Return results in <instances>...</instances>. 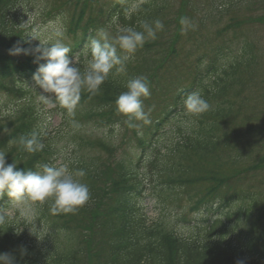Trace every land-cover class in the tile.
<instances>
[{
  "label": "trees",
  "instance_id": "obj_1",
  "mask_svg": "<svg viewBox=\"0 0 264 264\" xmlns=\"http://www.w3.org/2000/svg\"><path fill=\"white\" fill-rule=\"evenodd\" d=\"M26 1L0 0V93L19 99L28 95L34 74L44 62L36 61L35 54H9L17 46L32 53L37 48L30 30L24 28ZM104 1V11H96L101 0H52L47 9L50 18L62 15L65 21V15L73 11L68 29L73 36L91 10L82 37L78 35L83 40L74 37L73 53L94 36L89 34L90 28L99 26L102 19L107 26L116 15L121 25L159 19L163 28L135 53L125 72L109 77L98 94L83 91L71 109L58 103L65 120L54 136L35 119L37 114L29 102L19 106L16 116L0 119V149L34 131L45 144L35 154L13 144L7 151V163L37 171V165L61 159L85 173L82 180L91 191L90 202L73 213L53 215L47 204L42 205V218L53 231L50 250L29 241L26 231L19 233L11 223L0 222V253L14 255L17 264H83L88 249L100 264H237L241 259L245 264H264V177L259 178L264 175L259 174L264 172V146L260 148L263 137L258 136L262 130L253 126L240 129L238 115L245 116L243 110L250 99L232 100L246 85L252 67V74L257 71L256 44L237 34L229 40L228 30L217 28L223 15L221 4L211 3L209 12L201 0ZM137 2L139 12L126 17L125 6ZM213 30L220 38L222 31L227 36L218 46L205 37ZM174 73L192 81L190 86L177 81L168 82L167 88ZM137 75L148 77L150 100H154V105L149 97L143 100L147 121L129 120L116 110L115 100L126 90L124 84ZM192 91H199L211 110L188 113L182 100ZM157 102L160 107L155 106ZM251 121L256 124L255 118ZM90 126L95 130L131 128L136 142L130 145L127 159L114 161L117 148L107 139L84 137L83 128ZM61 139L67 143L58 148ZM247 159L253 164L248 166ZM148 165L159 171L161 188L160 193L159 187L155 192L162 202L173 200V204L183 194L193 211L209 215L208 223L200 227V239L176 237L175 228L171 230L165 223L164 213L161 220L146 217L143 202ZM255 173L250 181L257 184L250 187L247 178ZM6 198L4 193L0 201ZM22 247L26 254H21Z\"/></svg>",
  "mask_w": 264,
  "mask_h": 264
},
{
  "label": "clouds",
  "instance_id": "obj_2",
  "mask_svg": "<svg viewBox=\"0 0 264 264\" xmlns=\"http://www.w3.org/2000/svg\"><path fill=\"white\" fill-rule=\"evenodd\" d=\"M142 2V0H139ZM139 2L125 10V16L139 12ZM163 28L161 20H138L136 25H121L119 16H113L106 27L100 28L90 37L84 50L85 60L81 65L77 57L70 59L71 49L61 40L42 43L38 35L30 37L39 40L42 45L35 53L22 47L10 49V55H36L39 64L34 74L36 88L44 102L51 105L58 102L71 109L77 104L83 91L98 94L110 76L123 73L127 64L134 58L135 53L149 40L157 37V31ZM59 35V34H57ZM126 90L120 92L115 100L116 110L129 120L147 121L143 100L151 95L150 82L146 75H137L126 81ZM185 110L193 115L203 114L211 110L210 103L199 91H192L182 100ZM23 146L29 154H35L45 148L40 139V133L34 131L28 136H20L18 141H12L7 149H0V197L4 193L12 201L29 200L33 204H47L51 214H69L86 206L91 200V191L82 178L85 173L73 170L70 163H54L37 165L38 170H24L17 167L15 162L6 161L7 151L13 144ZM28 218L30 214H24ZM8 219L3 209H0V222ZM27 250L22 247L21 254ZM0 264H17L16 257L10 253H0ZM237 264H245L238 260Z\"/></svg>",
  "mask_w": 264,
  "mask_h": 264
},
{
  "label": "rangeland",
  "instance_id": "obj_3",
  "mask_svg": "<svg viewBox=\"0 0 264 264\" xmlns=\"http://www.w3.org/2000/svg\"><path fill=\"white\" fill-rule=\"evenodd\" d=\"M201 2L205 8H208V11L211 3H213V5L215 6H219L220 4V6H223V8H221L223 9V15L221 16V18H219L220 25L217 26V28L227 29L230 36L229 40L233 38V34H237L243 35L244 38L246 37L250 42L256 44L255 53L259 58L256 68L257 74L254 73V77H256V80L255 82L250 83L249 81L251 78H249V81L247 80L246 85L244 87H241L238 93V99L245 96L246 99H250V102L247 109H245V116H243L242 113L238 115L240 117L238 118L236 124L240 127V129L244 131L249 129V127L251 126L262 130L263 133L260 132L258 134L259 137H263L260 145L261 148L262 146H264V0H201ZM109 3L110 1H108V4ZM52 4V0H27L26 4L24 5V11L26 12V15L24 16V28L27 30L29 29L31 35H38V38L42 43H47L49 41L55 42L57 39H59L66 46L71 48L72 44L74 43L73 35H69L67 31L64 32V28H70L69 23L73 11H71V15H65L66 22L64 21V17L62 19V15L58 17V20L57 17L50 18L49 16H46V14L49 11L47 9L50 8ZM106 6L107 3L104 0H101V7L96 9V11H104ZM92 11H94V7ZM89 12H91V10L88 11V13ZM200 17H202V13ZM56 20L57 22H55ZM87 20L88 18L86 19V21ZM79 35H81V32L79 33ZM220 35H222L223 38H220V36L216 34V31L213 30L211 32L208 31L207 34H205V37L210 38V43L212 46H218L221 41L225 40L224 38L227 37L225 36L223 31ZM35 42L37 47H51L50 43L48 45H42L41 42L36 39ZM253 72L254 69L252 67L250 74H252ZM172 76L174 77H172L170 81H167V83L172 82L176 84L177 81H181L184 83V85L188 84V80H184L179 76H176L175 74H172ZM9 87H13V85L10 84ZM19 87L20 86H18L17 88ZM33 87V90H30V92H28L29 94L26 95L23 99H19L15 96L7 95L5 93H0V119H8L16 116V112L19 110V105H23L29 102V104L33 106V114L34 112L36 114H39L40 120L43 122V125L46 126L49 132L54 133V131L61 123V116L56 113V110H54L56 108V105L46 104L41 94L45 96H48L49 94L43 93V91L39 88L37 89L35 85H33ZM166 87H170V83H168ZM150 101L154 105V100ZM155 106L160 107L161 103L157 102ZM252 118H257L256 124H254V121L250 122V119ZM138 131H140V129ZM84 135L91 138H104L105 140L107 139L106 142L111 143L115 147H117V157L120 160H122L123 158L127 159L129 154L126 155V153H129L128 150L131 147L130 145L136 142V135L132 133L131 128L129 129L125 126H118L112 130L109 128L94 131L92 130V128H88L84 131ZM142 137H145V135H142ZM58 141L62 143L61 145H66L67 143L63 141V139ZM250 159L246 160V162L249 163L248 166L253 164ZM59 161L63 163L61 159ZM141 170L143 171L144 168H142ZM257 173H255L254 177L247 178L248 186L252 187L257 184L255 181H250L254 180ZM263 173L264 172H261L259 174L261 175ZM263 177L264 175L259 178ZM28 203V208L27 205L25 207L15 205L14 208L19 211L18 216H21V219H27L26 223L30 228V233H34V236L38 239H44L47 233L43 231V229H40L41 226L37 223L36 219H31L30 215L28 216V218H25L24 214L31 213V204L30 202ZM145 207L148 217H157V214L154 212L153 206L149 201H146ZM190 207L191 206L188 202V197L181 194V198L167 208V212L165 213L168 214V220L166 219L165 223L167 221V225L171 230L175 228V230H179V232H184L185 236L190 235L194 236L195 238H200L202 232L198 231L200 228L196 226L195 222H197L198 225L206 224L205 221L209 220V218H207L209 217V215L192 213V209L190 210ZM7 213L11 216H14V214L11 212ZM180 216L186 222L189 221L186 226L188 228L186 229L187 231L183 229L181 230V228L176 229L178 228V217ZM179 223H181V221H179ZM179 232L177 233L180 234ZM42 243H44V241H42ZM49 244L50 241L47 242L45 246H48Z\"/></svg>",
  "mask_w": 264,
  "mask_h": 264
}]
</instances>
